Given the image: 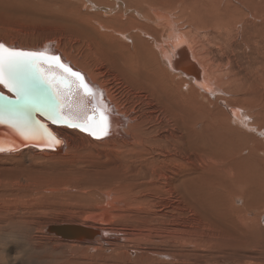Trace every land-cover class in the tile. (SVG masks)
Segmentation results:
<instances>
[{"label":"bare ground","instance_id":"1","mask_svg":"<svg viewBox=\"0 0 264 264\" xmlns=\"http://www.w3.org/2000/svg\"><path fill=\"white\" fill-rule=\"evenodd\" d=\"M72 1L75 2L71 8L73 15L69 14L70 17L67 16L68 18L65 19L70 36L77 37L87 44L86 50L93 51L92 56H96L97 61L108 69L109 73H107L111 74L113 81H98L93 71L94 65H88L87 70H84L74 61L66 60L59 53L60 50H54L53 41L43 42L40 47H28L30 44L28 42L20 41L19 43L12 38L0 36V44L10 50L57 56L60 63L74 72H79L94 93L89 102L91 108L96 111L99 109L97 116L103 112L109 119L108 135L89 136L61 120L57 124L53 122L50 125V129L60 139L59 143H53L39 133V125L36 126L33 115L30 114V107L21 103L17 105L18 110L8 111V113L0 112V120H4L0 131L2 134L10 135L9 140L5 141L6 149L0 151V161L21 162L31 157L44 158L49 161L50 171L43 173L48 180L49 176H52V180L58 183H72L75 186L72 192L78 195L89 194L92 190L94 193V188L112 189V191H118L117 195H123L126 202L113 201L112 192H106L104 197L107 198V202H102L114 205V210L100 203L95 212L84 216L82 222L84 224L74 222V224L49 225L45 233L79 247L81 244V247L83 244L109 245V247L117 245L123 249L121 236L93 226L102 222L111 223L110 217L117 214L119 217L129 215L132 212L130 209L138 210L144 207L147 212L137 216L140 220L136 226L140 231L139 235H151L148 240L157 248H160L158 246H161L162 242L165 245V241L169 240L178 243L180 247L183 244L191 246L188 245L190 251L185 254H166L157 249L145 256L149 264H202L205 261L197 257V237L195 238V233L191 230L197 231L198 222H204L210 229L228 230V227L222 225L225 222L223 220H227V224L235 232L230 240L232 248L237 251L239 249L240 252L242 248L243 251L238 255L235 254V258L231 257L232 259L222 256L219 259L216 256L217 259L213 262V257L212 262L214 264H249V260L253 258L246 255L248 250L245 244L246 235L240 227L245 226L244 216L236 215L232 208L229 209L228 217H226L222 213L224 206L223 198L220 200V196L235 192L244 186L245 182L250 181L246 180L250 177L246 168L248 158L252 156L260 161L261 156L260 143L253 141V134L258 132L264 144V129L260 132L258 129L260 126L255 125L253 116L248 115L244 107L237 103L232 105L229 103L226 105L227 109L221 112L223 102H220L217 97L220 93L223 94V88L229 89V86L233 84L242 89V85L237 84L243 80L239 78L240 74L237 72L239 63L232 56L230 57L234 51L240 53L246 51V43H237L239 39L240 42L242 39L246 40L257 53L260 50L259 34L260 31L264 33L260 25L261 16H263H260V2L258 0H203L198 5L194 2L199 0H193L194 9H199L200 13L206 15L208 18L204 16L205 19L200 13L198 14L200 16H195L196 10L192 8L188 17L186 11L191 5L184 6L186 3L184 0H175L178 3L173 0ZM78 3L79 10H77ZM36 6L38 8V5ZM22 8L25 10L24 7ZM38 11L40 13V10ZM65 11L66 9L64 13ZM239 14L241 19L237 21L241 23L245 32H250L247 36L242 31L232 35L226 29V25H222H231V21L225 18H231L235 22ZM245 16H249V21H246ZM181 18L185 22V30L179 27L183 23L180 22ZM41 19L34 17L36 23ZM48 21L50 22L51 19L48 18ZM220 26L223 27L222 31H217ZM220 33L223 38L220 37ZM204 34L207 35V43L204 42L206 40ZM228 36H231V43H235L231 47L232 52L230 48L227 50V44H225L228 42L226 38ZM218 38L223 39V43L215 41ZM262 38V45H264V37ZM213 41L218 45L217 49L212 47ZM215 51L221 55L214 56ZM255 60L257 62V59ZM220 68L226 71L221 76L218 74L221 71ZM245 68L251 70L249 66ZM66 74L68 73L55 63L44 60L36 61L35 67L20 74L19 80L25 89L30 83L39 84V87L26 90L29 98L34 95L38 100L30 99L35 109L40 111L37 118L41 119V115L45 114L48 116L47 119L52 120L53 116H56L59 120L60 116H63L72 123L75 119L86 118V111H79L71 102L81 98L76 96L78 92L74 91L73 87L67 89L63 82L65 86L59 88L49 82L50 79L61 75L66 77ZM39 81H44V84ZM3 87L0 85V94L7 99H12L10 101L12 105L15 104L13 101L17 99L16 94ZM39 90L44 93L45 100L39 101ZM241 93L242 90L239 96L242 95L245 98L249 94L256 96L255 90ZM67 106L70 108L71 116L64 112ZM25 119L30 128L29 139L35 140L39 136L41 141L40 143L33 141L26 143L27 146L20 147L19 140L25 139V136L12 125ZM43 137L47 140L45 141ZM236 146L240 149L239 151H236ZM247 152L252 154L248 153L247 156ZM217 156L223 159L220 169L214 166ZM234 156L238 162L237 173L234 172L236 167L233 171L229 161ZM249 167L251 170V165ZM13 174L0 176V199L10 195L8 187L17 179V176ZM228 176L235 182L226 186L224 177ZM14 189L17 188L14 187ZM2 190L4 191L1 192ZM233 195L236 194L228 195L229 200ZM218 203L221 204L218 205ZM219 211L222 218L219 216ZM201 217L203 221H199ZM73 227L84 231L77 234L63 232V229ZM236 234L241 238L239 239ZM228 245L227 243V247ZM206 261L211 264V261ZM258 264H264V262Z\"/></svg>","mask_w":264,"mask_h":264},{"label":"rangeland","instance_id":"2","mask_svg":"<svg viewBox=\"0 0 264 264\" xmlns=\"http://www.w3.org/2000/svg\"><path fill=\"white\" fill-rule=\"evenodd\" d=\"M2 1L0 0V36L1 37L5 36V38L7 37L12 38L14 41L19 42V43L28 42L30 43L28 44L29 45L28 47H31V46L40 47L43 44V42L45 43L47 41H53L55 44L54 50L56 49L60 50L59 53H61V55L66 60L70 59L71 61H74L76 64L80 66V68L83 67L84 70H87L88 65H94L93 71L96 73L98 81L100 82H103L105 80L113 81L111 74H108L109 73L108 69L103 64H100V62L97 61L96 56L95 57L92 56L93 51L90 49L86 50L88 49L87 44H85L84 42H81L79 38L72 37L70 36L71 34H69V30H68L69 26L67 22L65 21V19L70 17V15H73L71 8H73L74 6L73 4H75V2H73L72 0H54V1L53 0H27V1L25 0H2ZM192 1L193 0H184V2H186L184 3V6H187L188 4L189 6L191 5L190 9L189 7L187 9L186 7L187 9L186 15L188 17H189L188 13L192 9L195 8L194 3L195 4L197 3L199 5V3L203 2V0L195 1L194 3H192ZM258 1L260 2V5H259L260 6V16L263 15L261 16V21L263 22L264 0H258ZM173 2H176V1L173 0ZM36 5H38V8ZM78 5L79 7H77L76 5L77 10L80 9V4L78 3ZM8 7L10 8V10ZM22 7H24L25 10ZM28 7L30 8V10ZM44 7H46L45 8L46 10H44ZM27 8L28 10L26 11ZM34 9L40 10V13L38 10L37 12ZM65 9L66 11L64 13ZM23 10L24 12H22ZM59 10L62 12V14ZM67 10L70 12H68ZM195 10L196 9H194V11ZM198 10L195 11V16L201 15L202 18H205L204 16L206 15L200 13ZM34 13L35 15H33ZM199 13L200 15H198ZM34 17L36 18L39 17L40 19L41 18L42 19L36 23L34 21ZM21 18L22 19L25 18V19L22 20ZM48 18L49 20L51 19L50 22L48 21ZM206 18L208 17L206 16ZM31 19L33 20L32 22L29 21ZM235 19L236 20L234 22V20H232L231 18H225V20L231 21L230 22L231 25H228V24H222V25H226V29L229 32H231L232 35L233 33L237 34L239 31H242V33H244L245 36L249 35L250 32L249 33L245 32L246 30L244 31L242 29V25H240L241 23L237 21L241 19V14H239ZM245 19L246 21H249L250 18L249 16H245ZM181 20L180 22L182 23L183 20L182 21ZM53 21L55 23H53ZM262 22H260V25L262 26L260 27L262 30H264L263 29L264 22L263 23ZM230 26H233V27H230ZM179 27L185 30V27H186L185 22H183L182 25H179ZM222 29L223 27L220 26V28L217 29V31H222ZM220 34H221L220 37L223 38L222 33ZM204 36L206 39L204 42L207 43L208 42L207 35L204 34ZM262 37H264V33L260 31V34H259L260 50L258 51V53L254 48L251 47L250 44H248V42H246V40L242 39L240 42V39H239V41L237 42V43H244V42L246 43V47H245L246 51L242 53L235 52V51L232 52L233 48L231 47L235 43L234 44L231 43V36L226 37L228 38V42H225V44H227V50L228 48H230V51L232 52L231 53L232 55L230 54V57L232 56L234 59H236L237 63H239L238 64L239 69L237 70V72L240 74L239 78L240 79L243 78V80L239 81L237 84L242 85V89H241L242 93L255 90L256 96H254V94L253 95L249 94L247 98L243 97L242 95L239 96L241 90L238 85L233 84L229 86V89L223 88L222 89L223 94L220 93L219 94L220 96L217 97L218 99H220V102H223V105L220 108L222 109L221 112L227 109L226 105H228L229 103H230L229 105L237 103L238 105L244 107L245 112L248 115L253 116L254 123L256 122L255 125L260 126L258 127L260 132L264 129V57H263L264 56V45H262V41H263ZM221 38H218L215 41H219L220 43H223L224 40ZM78 40L80 43L78 42ZM211 43H212V47L213 48L215 47L214 49H217L216 47L218 45H216L214 41ZM228 44L229 45L231 44V45L229 46ZM80 45L83 48L80 47ZM222 47H224V44L221 46V49L223 50ZM218 53L219 52L215 51L213 54L214 56L218 57L221 55L220 53L219 54ZM250 59L254 61H251ZM255 59H257V62ZM261 59L263 61L262 63H261ZM248 66L251 68V70H246L245 67H248ZM258 66H260L261 68ZM220 70L221 71L218 72L219 76H221V74L226 72L225 70H222V68H220ZM254 70H257V71L255 72ZM104 73L105 74L107 73V74L105 75ZM253 135H254L253 141L260 143V155L261 156H260V161H258L256 158H252V156L248 158V163L246 165V168H247L248 175H250V177L248 176L249 178L246 180H250V181L245 182L244 186H242L235 192H229L230 194L228 193V195L230 196L231 194H236L237 197H235L236 195H233L229 200L228 195L223 194V196H220L221 197L220 200L223 198L224 207H222L223 208L222 213L225 214L226 217H228L229 209H232V208L235 210L234 213H236V215L244 216L245 226L244 227L240 226V227L242 228V230L244 231V234L246 235L245 244H246V249H248L246 250V255L253 258L249 260L250 261L249 264H258L260 262H264V154H263L264 144H263V138L259 136L260 134L258 135V132H255ZM236 148H237L236 151L240 150L238 149L237 146ZM248 153L249 155L252 154V152H247L246 154L247 156H248ZM257 156L259 155L257 154ZM215 161H216L214 162L215 168L220 169L219 166H221V164L223 165L222 163L223 159L220 156H217ZM229 161H230V165L233 166V171L236 167V171L234 172L237 173L238 172V165H237L238 162L235 156L231 158ZM254 161H256V163ZM17 162H20V161H12V160H7L4 162L0 161V176L6 175V174L9 175L13 173H14L13 175L17 176L16 181L10 184V186L8 187V190L10 191V195L11 193L12 195L11 196L8 195L7 197L5 196L4 198L2 197L0 199V215H2L0 216V219H1L0 228L2 225V229H0V264H146L148 262V259L145 256L146 255L148 256V253L152 254L153 251H157V249L158 251H164V253L166 254H180V253L185 254L190 251V248H188L190 246L189 244H188L189 246L187 244H183L182 247H180L178 243L173 242L172 240L165 241L166 243L165 245H163L164 243L162 242L161 246L160 245L158 246L161 248L160 249V248H157L154 243H151L148 240L151 238V235H145V234L139 235L140 231L136 228V226L139 224L140 220L137 218V216H139V214L143 212H147V209L144 207H141L138 210L130 209V212L131 211L132 212L129 215L125 214L119 217L117 214V216L116 215L114 216L115 218L110 217V219L112 218L111 220H109L111 221V223L102 222V223L96 224L97 226H93V227L105 229L108 232L112 231V233L114 232L118 236H121L123 238L122 239L123 249L118 247L117 245H110L109 247V245L100 246V245H92V244L90 245L83 244V247H81L82 246L81 244V246L79 247V245L72 244V243L70 244L68 242L66 243L54 236L47 235L45 233V229L49 225L70 224V223L74 224V222L75 224L76 223L84 224L82 223L84 216L90 212L91 213L95 212L97 210L98 204L100 203L102 205H107L108 209L114 210L115 209L114 205L112 206V205H109L108 203L107 204L105 203L107 202L106 200L107 198L104 197L106 192H112L111 196L112 197L114 196L112 200L116 202L117 201L126 202V198L121 194L117 195L119 194L118 191L115 192L114 190L112 191V189H106L104 187H102L103 189L94 188L95 190L94 193L92 190L90 191L89 194L87 193L86 195L85 194L78 195L77 193L72 192V190H75V186L72 183L71 184L68 182L58 183L56 180H52V176H49V180H48L47 176L43 175L44 172L50 171V168L48 167L49 161L47 159L45 160L44 158L31 157L24 161H21L20 163H17ZM249 164L251 165V170L253 171L250 170ZM127 166L128 165L126 164V167ZM27 167L29 170L27 169ZM14 169L16 171L18 170V172L16 173ZM234 172H232L233 175H234ZM34 176H36L37 178ZM224 178H225L224 184L226 186L231 185L234 181L233 178L232 177L230 178L229 176L224 177ZM14 187L17 189H14ZM3 191L4 190H2L1 192ZM52 194H55V195H52ZM75 195H78V196L76 197ZM19 199L20 201H18ZM2 201L4 202L6 201L5 202L6 205ZM102 201H105V202L103 203ZM230 203L232 205H230ZM219 204L221 203H218V205ZM91 207L92 208L96 207V208L92 209ZM220 214L221 213L219 211V216ZM221 216L220 218H222ZM69 220L70 222H68ZM199 221H203V218L201 217ZM223 222L224 224L222 223L221 224L224 225V227H228V230H225V229L214 230V228L210 229L204 222H198L197 231L194 229L191 230L192 232L195 233V238L197 237L196 238L197 257L205 261V262H202V264H208V261L206 260H209L211 261V264H214L213 262H215L217 258L220 259L221 258L220 256H222L223 258H227V257L235 258L236 255L242 253L243 251L242 248H241L242 250L241 252L239 251V249H238L239 251L238 252L236 249L234 250L232 248V243L230 240L231 238H233L235 232L234 230H232L231 227H229V225L227 224V220H223ZM236 235L239 239L241 238L238 234ZM222 236L225 238H223ZM235 239L237 240V238ZM227 243L229 244L228 247H227ZM112 248H113V251H112ZM213 257H214V261H213ZM145 258L146 260L143 261ZM147 264H149V262Z\"/></svg>","mask_w":264,"mask_h":264},{"label":"snow or ice","instance_id":"3","mask_svg":"<svg viewBox=\"0 0 264 264\" xmlns=\"http://www.w3.org/2000/svg\"><path fill=\"white\" fill-rule=\"evenodd\" d=\"M38 60L55 63L59 68L63 69L64 72L68 73L79 82V87L83 89L85 95L94 96L92 89L85 83L82 75L60 63L59 57L47 56L44 53L10 50L5 48L3 44H0V85H3L10 92L15 93L17 102L21 100H23L25 104L32 102L23 84L20 82L19 77L22 72H26L35 67V63ZM97 111L99 112V109ZM57 115H59L58 112ZM61 120L71 123L66 117L60 116L58 120L56 116H53L54 123H59ZM12 126L17 127L21 134L25 136V139L29 138L28 133L30 128L26 119L21 120L19 123H13ZM72 126L80 127L82 130L90 132L93 136L108 135L109 119L103 112H100L98 116L95 114L89 116L85 124H72ZM41 127H43V125H41ZM48 135L53 143H59L50 133H48ZM3 150V147H0V151Z\"/></svg>","mask_w":264,"mask_h":264},{"label":"water","instance_id":"4","mask_svg":"<svg viewBox=\"0 0 264 264\" xmlns=\"http://www.w3.org/2000/svg\"><path fill=\"white\" fill-rule=\"evenodd\" d=\"M41 82H43V84H44V81H39V83H41ZM49 82H51L56 87L58 86L59 88L65 86L63 84V82H65V84H66L65 87L67 89H71V87H73V90L78 92V94H76V96H78L81 93H83V90L79 87V82L76 81L75 78L74 77H71L69 74H66V77L61 75V76H58L56 78H52V79L49 80ZM31 87H39V84L37 82L30 83L27 86V89H29ZM43 87H45V86H43ZM27 89H25V90H27ZM33 93H34V91H33ZM70 93H72V91ZM38 95L40 97L39 101L40 100H45L44 93L42 92V90H39V94ZM5 99H7V98H5L2 94H0V112H2V113H8V111L10 112V111H13V110H18L19 107H17V105H20L21 103L25 104L24 102H21L23 100H21L20 102H17V99H15L13 101V102H15V104L12 105V102L10 103V101L12 99H7V101H5ZM30 99H32V100L35 99V101H38L36 99V97H34V95ZM71 102L73 103V101H71ZM27 105L31 109L30 114L33 115V118H34V121H35L36 126L39 125V133L40 134H43V136H45L46 138H48L49 141H51V140H50V137H49L48 133H50L51 136L55 137L56 140H59L60 141V139L57 138L56 134H54L53 131L50 129V125H52L51 123H53V119L52 120L47 119L48 116L45 115V114L44 115H41V119L40 118H37L36 116H37V114L40 113V111L36 110L35 109L36 107L33 106L31 103H29ZM69 109L70 108L67 106V108H64V112H66L67 115L71 116V111H69ZM32 111H34V112H32ZM52 112H51V114H52ZM0 121H3V122H0V128H3L1 125H4V120H0ZM86 122H87V119H84V120L75 119V120H73V123L72 122L70 123L71 124L70 126H72V124H85ZM55 124H57V123H55ZM41 125H43V127H41ZM73 128L82 130L80 127H73ZM82 131L85 132V134H87L89 136H93L88 131H84V130H82ZM0 133H1V131H0ZM1 134H0V147H3V149H6V142L5 141H8L9 140V136L10 135L9 134H2L1 135ZM45 137H43V138L46 141L47 139ZM33 141H36V143H40L41 137L38 136V138L35 139V140L29 139V138L28 139L19 140V146L20 147L21 146H27L26 143H32ZM52 146H54V145H52ZM83 231H84L83 229L77 228V227H76V229L74 227L71 228V229H63V232H73V234L82 233Z\"/></svg>","mask_w":264,"mask_h":264}]
</instances>
